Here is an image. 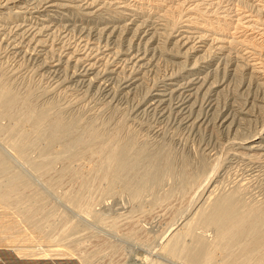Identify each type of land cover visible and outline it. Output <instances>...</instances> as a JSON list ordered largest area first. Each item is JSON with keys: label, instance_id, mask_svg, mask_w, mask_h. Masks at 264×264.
Here are the masks:
<instances>
[{"label": "rangeland", "instance_id": "obj_1", "mask_svg": "<svg viewBox=\"0 0 264 264\" xmlns=\"http://www.w3.org/2000/svg\"><path fill=\"white\" fill-rule=\"evenodd\" d=\"M221 1L222 3L213 7H221L224 4L223 0ZM241 1L234 0L233 6L238 4L236 7H239L240 3L243 6ZM253 6L247 8L253 9ZM181 9H174V13L166 16V22L161 20V23L168 24L165 27L168 31L158 29L159 33H163L162 39L167 41L163 40L165 43H162L160 40L161 44L159 42L161 52L156 56L160 59L159 63H155L150 72L146 73L135 95L122 99L117 105L116 102L110 101L111 103L105 102L94 108L71 107L69 100L72 95L45 92L47 82L40 75L36 64L32 65L26 58L17 61L19 64L13 62L0 48V94L9 90L14 96L13 100L15 99L10 108L0 113V201H3V205L6 203L4 206L0 204V223L8 220L6 216L20 221V216L23 218V215L30 212L34 217L33 222L39 227V233L30 236V226L26 225L28 229L23 225L21 231L25 228L28 231L26 234L25 230V233H22L23 240L18 241L12 233L14 230L11 225H3L0 230V264H29V258L34 256H38L43 264H48L46 262L49 260L52 262L57 256L76 261L85 259L84 264H189L183 259L184 251L196 237H200L207 246L214 247L213 250L218 249V252L215 250L214 260L209 264H222L229 254L227 258L230 263L225 258L228 262L225 261L224 264H264V229H261L262 235L259 233L261 237L257 235L254 239L251 226L243 224L240 226L242 229H235L231 233L226 247L224 242L227 239L215 237L217 234L213 226L200 227L199 222H196L197 211L184 233L178 235L177 240L174 237L168 242L169 236L173 235L171 223L187 213L186 209L193 202L192 199L196 197L200 186L208 176L213 175L214 180H217L214 182V195L212 193L210 197L213 198L209 197L204 204V213L209 212L212 200L229 195L228 197L233 196V199H236L235 207L239 212L247 214L246 210H249L252 214L248 212L247 215L259 221L260 225L264 224V163L255 171L256 174L249 175V166L252 164L250 160L233 155L236 146L234 141L239 140L244 133L260 128L261 121H264V108H256V112L254 108L252 113L255 116L246 117L253 121L248 119L240 123L234 135L219 132L215 127L212 128L211 123L195 130L175 125L171 118H166L158 124L151 112L141 113L134 119L129 118L132 106L153 83L171 71L181 70L178 67L182 66V56L172 59L162 52L167 46L169 50L173 46L170 40L177 38L173 36L177 34L173 28L178 24H172L176 22L177 14L185 13ZM56 10L70 17V12L74 13L72 10L75 9L69 12L66 8ZM152 10L153 8L149 11ZM51 14L54 12L51 11ZM94 15L97 14H93V17ZM104 15L108 16L107 13ZM256 15H261V12ZM147 16L146 10L143 18ZM71 22L81 24V21ZM54 37L53 39H56V36ZM200 47L202 46L198 47L197 54L203 53ZM50 51L49 49V53ZM53 52L54 55L57 53L56 50ZM215 52L214 61L206 66L202 63V70L209 71L222 66L221 61L225 60L222 58L227 54V50H223V54L218 53L219 50ZM172 60L175 64L171 63ZM188 61L184 66L190 67L193 58ZM202 70L199 76L205 73ZM237 76L239 78L241 74L238 72ZM165 80L169 82L170 79ZM237 83L219 91V104L228 100L227 102L232 101L237 107L241 105L244 98L237 94ZM154 91L156 89L152 90V93ZM89 92L91 94L94 90ZM90 94L85 96L86 100ZM88 106H92V103ZM256 140L259 138L256 137ZM119 147L125 154L128 152L129 157L124 166L113 172L110 171L112 166L110 165L109 170L106 167L109 164L106 163H109V157H113ZM102 169L107 172L109 170V173L106 172L105 175ZM112 172L114 174L110 175ZM262 226L261 228H264V225ZM248 238L254 240L250 241ZM214 239L220 241L219 244ZM221 239H224L223 244ZM165 241L169 246H164ZM220 244L224 245V248H221ZM236 250L238 253L234 254ZM43 254H47L49 260L46 257V261L43 260L44 257H40ZM139 256L144 260L140 261ZM6 258L8 261H5Z\"/></svg>", "mask_w": 264, "mask_h": 264}, {"label": "bare ground", "instance_id": "obj_2", "mask_svg": "<svg viewBox=\"0 0 264 264\" xmlns=\"http://www.w3.org/2000/svg\"><path fill=\"white\" fill-rule=\"evenodd\" d=\"M233 1L223 0L224 4L221 7H213V5L217 6L222 1L158 0L157 2L159 3H157L149 0H0V48L3 49L6 57L11 58L13 62L26 58L32 65L36 64L35 66L39 70L40 75L47 82V91L45 92L51 94L62 92L68 96L72 95L73 97H70L69 100L71 107L86 106V108H94L99 104L102 105L110 101L116 102L115 104L117 105V102L119 103L122 99H128L126 97L130 95L131 97L134 96L140 87L139 85L144 81L146 73L150 72L149 70H151L155 63L156 65L159 63L160 59L156 57L158 52H161L159 42L160 40L162 43L164 42L163 40L167 42L166 39H162L163 33H159L160 31H158V29H162L164 32L167 30H165L167 23H161V20H165L166 22V16L170 15L174 9L177 11L182 8L181 11L183 10L185 13L182 15L177 14L175 18L176 22H174L176 24L171 23L175 26L178 24L175 29L173 28L177 33L173 36L177 38L173 41L170 40L173 46L169 50H167V46L164 48L167 51H162L169 55V57H172V59L182 56V66H177L181 70L178 69L179 72L171 71L167 75L165 74L163 78L161 77L158 82L153 83L149 87V90L145 91L143 97L141 96V99H138L137 103L132 106V114L129 118L134 119V117L141 113L148 112L149 114L151 112L155 116V122L158 124L166 118H171L176 123L175 125L195 130L211 123L212 128L215 127L219 132L234 135L240 123L251 119L246 117L250 115L255 116L252 113L254 108V112H256V108H264V19H262L264 17V0H240L243 6L240 3L239 7H236L238 4L233 6ZM249 1L251 3H248ZM145 5H151L150 7L153 8L152 12H150L151 8L149 9ZM252 5H254L253 9L247 8L248 6L252 7ZM255 5H259V7H255ZM55 7L66 8L68 12L72 9L75 10H72L74 13L70 12L72 16L69 17L67 14L56 10ZM145 9L148 11V16L143 18L146 15ZM125 10H129L131 14ZM51 11L54 14H51ZM110 11L114 14H111ZM257 12H261V15H256ZM104 13H107L108 16L104 15ZM93 14L97 15L93 17ZM125 20L130 21L127 22ZM71 21H81V24ZM128 34L130 36H127ZM169 35L167 36L169 37ZM54 36H56V39H53ZM153 43L157 44L154 45ZM199 46H202L200 47L201 50L203 49V53L201 54L196 53L199 50ZM46 47L49 48L47 49ZM49 49L51 50L50 53ZM55 50L57 53L54 55L53 51ZM215 50H219L218 53L220 54H223V50H227V54L222 58L225 60L221 61L222 66L209 71L208 69L202 70V63L206 66L209 62L214 61ZM160 56L162 57V55ZM191 58H193L192 65L190 67L188 65L184 66ZM166 60L170 61L168 58ZM171 63L175 64L173 60ZM245 69H247L246 72ZM201 70L205 73L199 76ZM238 72L241 74L239 78H237ZM165 79H170L171 81L169 80L168 82ZM233 83H237L238 92H236L240 96H243L244 101L242 100L243 102L241 101L242 103L238 107L232 101L227 102L228 100L223 102V104H219V91L223 88H228ZM155 89L156 91L152 93V90ZM90 90H94V92L90 94ZM8 91L0 94V113L6 108H10V104L15 102L13 94ZM89 94L90 96L86 100L85 96ZM89 103H92V106H88ZM256 137L259 140L255 141ZM234 144L236 146L233 155L249 159L252 163L249 166L251 170L249 175L256 174L255 171H258V167L261 166V163H264V121H261L260 128L244 133L239 140L234 141ZM207 149L205 148V150ZM127 153L125 154L119 147L115 151V154H113V157H109V163H106L109 166L106 167L110 170L112 166L110 171L113 172L120 169L128 161L129 155ZM109 170L108 172L104 170V174L106 175V172L109 173ZM113 172L110 175H113ZM107 176L109 177V174ZM213 176H208L202 184L203 186H200V189L197 187L199 191L197 192L196 190L197 195L192 199L193 202L191 200L190 206L187 207V213L181 215L171 223L170 229H172L173 233L171 234L173 235H171L172 237L169 236L168 242L171 239L173 240L174 237L177 240L178 235L184 233L186 226L189 227L190 220L196 211V222H199L200 227L207 228L213 226L215 234H217L215 237L227 239L225 242L224 239H221L222 244L224 242L225 246L231 233L235 229H242L240 226H243V224L251 226V232H253L252 238L259 235V233L262 235L261 229L264 228H261V226L264 224L260 225L259 221L247 215L249 210H246L247 214H244L243 211V213L239 212V209L235 207L236 199L234 200L233 196L228 197V195L227 197L215 198L211 202L210 213L205 212L206 215H203L205 214L203 211H206V209L203 210L204 204L209 200L212 193L214 195L213 189L216 184L214 182L217 180L215 181V177L213 178ZM0 204L2 206L6 205V203L3 205V201H0ZM20 217L21 219H18L20 221H14L11 216H6L8 220H5L3 224L0 223V230L4 226L11 225V229L14 230L12 233L18 241L23 240L24 234L22 233H25V230L27 234L28 230L26 228L28 227L26 225L31 228V231L29 230L30 234L28 233L30 236L39 233V227L34 223L35 221L33 222L32 219L34 217L30 212L23 215V218L22 216ZM256 218L258 217L256 216ZM23 225L26 228L24 231H21ZM252 238L251 240L255 239ZM193 239L191 244L187 245V250L185 249L184 256L182 255L183 259L189 264L211 263L214 260L215 250L217 251L218 249L213 250L214 247L212 248L211 245L207 246L208 244L206 243V245L200 237ZM217 242L219 244L220 241ZM167 244L169 246V243H166L164 246H167ZM222 244L220 246L224 248ZM248 245H246L247 248L249 247ZM183 247L185 248V246ZM235 253H238V251ZM46 255L43 254L40 257H44L43 260H45ZM229 255H225V258L228 259ZM57 257L56 259L53 258L52 262L48 257L46 258L51 262L50 264L86 263L85 259L76 261ZM142 258H144V255H142ZM225 258L222 264L226 261ZM230 258L233 257L230 256ZM1 259L3 260V258ZM29 260H31L29 264H43L38 256L29 258ZM143 260L141 259L140 261ZM234 260L236 261V259ZM5 261H8V259ZM49 262L46 263L49 264ZM228 263H230V260ZM3 264H10V262Z\"/></svg>", "mask_w": 264, "mask_h": 264}]
</instances>
